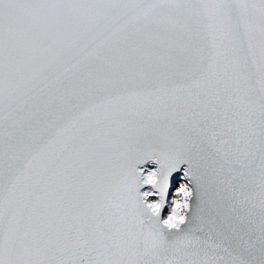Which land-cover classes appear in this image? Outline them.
Instances as JSON below:
<instances>
[{
  "label": "snow or ice",
  "instance_id": "obj_1",
  "mask_svg": "<svg viewBox=\"0 0 264 264\" xmlns=\"http://www.w3.org/2000/svg\"><path fill=\"white\" fill-rule=\"evenodd\" d=\"M0 264H264V0H0Z\"/></svg>",
  "mask_w": 264,
  "mask_h": 264
},
{
  "label": "water",
  "instance_id": "obj_2",
  "mask_svg": "<svg viewBox=\"0 0 264 264\" xmlns=\"http://www.w3.org/2000/svg\"><path fill=\"white\" fill-rule=\"evenodd\" d=\"M153 164L155 165L156 169L159 167V165L155 161H147L145 164L141 165L140 167L144 169L145 167L153 165ZM185 169H186V165H183V166H181V168L177 172H174L172 174V177L170 179V183H171L172 187L170 189L169 200L171 198V193L174 191L175 187L177 186L179 179H180V176ZM144 189H151L152 190L151 187H145L142 190H144ZM167 209H168V206L166 205L165 210H164V214L167 211Z\"/></svg>",
  "mask_w": 264,
  "mask_h": 264
},
{
  "label": "bare ground",
  "instance_id": "obj_3",
  "mask_svg": "<svg viewBox=\"0 0 264 264\" xmlns=\"http://www.w3.org/2000/svg\"><path fill=\"white\" fill-rule=\"evenodd\" d=\"M155 165H150V166H147L144 168V171L145 173H147L148 171H151V170H155ZM184 182H187V178L185 177V170L183 171V173L181 174L180 176V179H179V182L177 185H179L180 183H184ZM146 187H151V186H146ZM177 187V186H176ZM175 190V189H174ZM142 191H151V189H144ZM174 192V191H173ZM172 196V195H171ZM156 197H152L151 199H155Z\"/></svg>",
  "mask_w": 264,
  "mask_h": 264
},
{
  "label": "clouds",
  "instance_id": "obj_4",
  "mask_svg": "<svg viewBox=\"0 0 264 264\" xmlns=\"http://www.w3.org/2000/svg\"><path fill=\"white\" fill-rule=\"evenodd\" d=\"M183 204L178 203L176 206V211L173 214L172 217V223L173 224H178L180 221L183 220V216L181 215L182 209H183Z\"/></svg>",
  "mask_w": 264,
  "mask_h": 264
},
{
  "label": "rangeland",
  "instance_id": "obj_5",
  "mask_svg": "<svg viewBox=\"0 0 264 264\" xmlns=\"http://www.w3.org/2000/svg\"><path fill=\"white\" fill-rule=\"evenodd\" d=\"M177 186H179V185H177ZM171 199H172V196H171V198H170V200H169V204H170V202H171ZM167 211H168V209H167ZM167 211L165 212V215L167 214Z\"/></svg>",
  "mask_w": 264,
  "mask_h": 264
}]
</instances>
